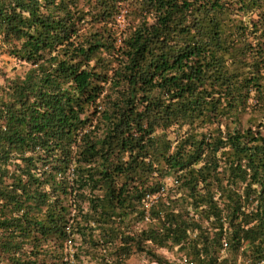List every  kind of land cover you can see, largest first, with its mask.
Returning <instances> with one entry per match:
<instances>
[{
	"label": "trees",
	"instance_id": "obj_1",
	"mask_svg": "<svg viewBox=\"0 0 264 264\" xmlns=\"http://www.w3.org/2000/svg\"><path fill=\"white\" fill-rule=\"evenodd\" d=\"M0 53V264H264V0H0Z\"/></svg>",
	"mask_w": 264,
	"mask_h": 264
},
{
	"label": "rangeland",
	"instance_id": "obj_2",
	"mask_svg": "<svg viewBox=\"0 0 264 264\" xmlns=\"http://www.w3.org/2000/svg\"><path fill=\"white\" fill-rule=\"evenodd\" d=\"M1 60H7V58L4 54L0 53V64L2 62ZM9 65L10 64L7 65L6 70H8ZM160 253L163 254L169 260L173 259V257L167 251L160 250ZM182 261H183V258H182ZM126 264H157V263L154 261H151L148 257H146L142 253H134L129 257Z\"/></svg>",
	"mask_w": 264,
	"mask_h": 264
},
{
	"label": "built area",
	"instance_id": "obj_3",
	"mask_svg": "<svg viewBox=\"0 0 264 264\" xmlns=\"http://www.w3.org/2000/svg\"><path fill=\"white\" fill-rule=\"evenodd\" d=\"M146 198L149 200V202L146 204V207H147L153 201V199L155 198V196H146Z\"/></svg>",
	"mask_w": 264,
	"mask_h": 264
}]
</instances>
